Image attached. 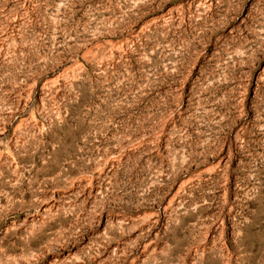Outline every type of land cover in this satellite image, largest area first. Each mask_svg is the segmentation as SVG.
Masks as SVG:
<instances>
[{
	"label": "rangeland",
	"instance_id": "1",
	"mask_svg": "<svg viewBox=\"0 0 264 264\" xmlns=\"http://www.w3.org/2000/svg\"><path fill=\"white\" fill-rule=\"evenodd\" d=\"M0 264H264V0H0Z\"/></svg>",
	"mask_w": 264,
	"mask_h": 264
}]
</instances>
